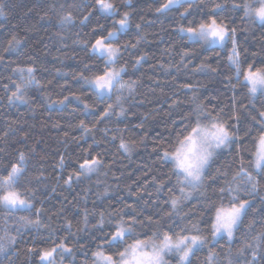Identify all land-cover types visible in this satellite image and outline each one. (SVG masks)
Returning <instances> with one entry per match:
<instances>
[{"label": "snow or ice", "instance_id": "obj_1", "mask_svg": "<svg viewBox=\"0 0 264 264\" xmlns=\"http://www.w3.org/2000/svg\"><path fill=\"white\" fill-rule=\"evenodd\" d=\"M154 2L158 3L156 17L173 22V34L215 54L216 66L205 59L191 72L223 75L224 93L231 92V97L201 98L199 84H179L169 104V121L163 131L151 137L152 167L135 190L128 186V195L135 199H121V206L109 205L110 210L98 213L82 209L75 232L71 219L66 218L60 229L43 219V202L38 201V190L33 185L44 183L47 177L43 168L37 171L32 166L35 148L11 153L0 148V257L8 264H14L13 256L19 255L25 230L41 235L39 241L33 237L24 249L32 264H76L77 252L84 253L83 264H264V58L258 60L256 52L242 49V29L235 20L239 17L242 24L264 27V0ZM129 7L117 0H92L91 4L53 0L40 16L41 21L57 29L61 40L66 31L77 27V20L80 26H87L93 16L102 15L111 22L95 24L89 39L74 41L86 50L91 61L73 77L87 86V93L78 94L61 86L62 92L69 91L68 95L55 100L44 96L48 108L70 109V114L82 117L74 125L79 137L64 132L66 139L91 136L94 143H99L95 140L98 126L126 116L138 95L140 81L132 78L129 63L135 69L147 59L146 54H135L144 40V18L135 23V41H122L133 25L135 14L125 10ZM9 8L6 0H0V65L10 69L7 77L0 78L7 81L0 86L9 105H30L33 90L43 95L51 81L42 84L37 78L39 69L31 56L25 54L23 61L10 59L22 53L26 38L15 30V25L6 27ZM76 35L79 37L78 32ZM130 52L135 55L134 61L125 59V53ZM179 56V65L188 69L196 51L185 46ZM181 94L187 99H181ZM18 124L16 120L9 122L0 140L6 141L19 131L14 127ZM137 127L143 129V123ZM125 130L105 128L104 136L110 131L119 132L117 151L125 154L139 145L147 147L148 134L139 140H126ZM109 139L116 141L117 135ZM56 166H65L63 154ZM108 167L101 154L84 149L67 177L57 179L71 186L98 176ZM105 196L107 189L97 193V199ZM61 231L66 235H60ZM82 232L92 233L87 247L69 243ZM237 234L239 245L233 249ZM221 241L228 245L226 251Z\"/></svg>", "mask_w": 264, "mask_h": 264}, {"label": "trees", "instance_id": "obj_2", "mask_svg": "<svg viewBox=\"0 0 264 264\" xmlns=\"http://www.w3.org/2000/svg\"><path fill=\"white\" fill-rule=\"evenodd\" d=\"M52 2L53 0H47V4ZM56 2L60 3L63 0H56ZM77 2L91 4L92 0H77ZM117 2L121 5H130L125 10L135 14L132 28L127 35L122 37V41H135V23L141 22V17L144 18L142 29L144 40L135 54H146L147 59L135 69L129 63V72L133 73L132 78L140 81L138 95L129 106L130 111L126 116L120 117L119 121L113 118L111 121L100 124L99 131L95 135V140L99 143H94L91 136L85 137L84 140L73 141L71 136L79 137L80 135L74 125L77 119L82 117L79 113L70 114V109L60 111L48 108L44 96L50 95L51 99L55 100L61 98L62 95H68L69 91L78 94L82 91L87 93V86L82 82H77L73 77L85 63H91V61L88 59L86 50L74 41L89 39L88 33L95 24L110 25L111 22L105 20L102 15L93 16L92 22L87 26H80L77 20V27L66 31L63 34L65 39L61 40L56 35L57 29L40 19L41 14L47 9L45 0H6V3L10 4L9 15L5 21L6 27L15 25V30L26 38L22 53L10 59L23 61L26 58L25 54L31 56L39 69L37 78L42 84H48L49 81L51 84L43 95L33 90L30 105L18 103L9 105L3 88L0 86V133L5 130L9 122L19 121L18 125H14L19 128V131L9 135L6 141L0 140V148H4L8 153L20 148H35L32 166L37 171L43 168L47 179L44 183L33 186L38 190V201L43 202L44 221L55 229H60L67 218L72 220V231L75 232L81 220L82 209L87 208L90 212L98 213L102 209L110 210L109 205L121 206L118 203L121 199H126L128 202L135 199L128 195V186L131 185L135 190L137 183L144 182L145 173L152 167L154 157L151 155V137L156 132L163 131L165 124L169 121V104L172 99H175L173 93L178 91L179 84L186 81L199 84L201 98L219 95L223 100L232 95L231 92L224 93L221 83L224 79L223 75L209 71L191 72L192 67L205 59L216 66L217 58L214 53L203 51L198 45L190 41H182L178 34H173L171 31L173 22L167 17L157 18L155 15L158 3L154 0H117ZM235 20L242 29L239 34L242 49L256 52L258 60L264 58V27L257 24H242L239 17ZM148 21H154V23H148ZM77 32L79 37L76 35ZM170 46H174V50ZM185 46L196 51V58L193 59L188 69L179 65V52ZM125 59L134 61L135 55L131 52L125 53ZM161 64L164 65L163 68L160 67ZM223 71L226 73V67ZM9 74L10 69L0 65V78L7 77ZM6 82L0 79V83ZM61 86H66L69 91L62 92ZM180 98L187 99L183 94ZM55 123H59L60 126L53 127ZM141 123H143V129L137 127ZM105 128L126 129L123 132L126 140H139L141 136L148 134L147 147L139 145L127 154L118 152L120 133L110 131L107 136H104ZM64 132H69L70 137L66 139ZM113 134L117 135L116 141L109 139ZM17 141H23V143ZM84 149H89L93 154H101L109 167L101 169L100 174L93 175L91 179L73 183L71 186L64 185L63 180L57 177H67L68 172L73 170L77 157L82 155ZM61 154L65 156L63 168L56 166ZM155 171L156 169L153 168V172ZM147 179H151L150 174ZM97 180L101 182L99 186ZM54 188L55 191H53ZM105 189H107V196L97 199V193ZM148 191L152 189L149 188ZM140 203L143 205V201ZM37 206L40 207L41 204L37 203ZM256 207L260 208L258 202ZM58 213L62 215H57ZM257 219L259 220V216ZM91 222L94 224L96 221ZM59 234L66 235V232L61 231ZM237 236L238 239L232 244L233 249L239 245L240 234ZM33 237L37 241L41 239V235L36 234L34 230L24 231L18 246L19 255L13 256L14 264H32V260L24 255V249L30 245ZM91 240L92 233L82 232L78 236H73L69 243L76 242L77 248L81 244L87 247ZM221 243L226 251L228 245L224 241ZM94 247L95 244L92 243L91 248ZM91 248L87 249L89 256ZM84 259V253L77 252L76 264H83ZM0 264H8V261L0 257Z\"/></svg>", "mask_w": 264, "mask_h": 264}]
</instances>
